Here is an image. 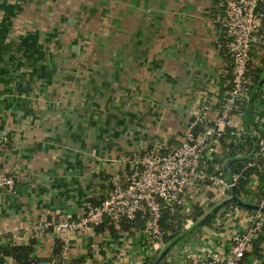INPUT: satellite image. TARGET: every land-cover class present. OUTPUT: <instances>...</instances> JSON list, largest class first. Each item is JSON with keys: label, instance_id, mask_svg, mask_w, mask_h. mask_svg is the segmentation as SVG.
Instances as JSON below:
<instances>
[{"label": "crops", "instance_id": "obj_1", "mask_svg": "<svg viewBox=\"0 0 264 264\" xmlns=\"http://www.w3.org/2000/svg\"><path fill=\"white\" fill-rule=\"evenodd\" d=\"M222 6L219 0H0V143L8 139L0 171L16 179L15 193L0 192V264H18L2 251L21 245H32L37 264L50 261L59 235L50 229L34 238L32 226L81 218L88 203L107 197L112 177L128 173L127 160L158 142L179 146L206 101L212 103L207 119L215 120L231 84ZM260 30L252 68L264 67ZM259 84L250 108L235 116L237 137L256 142L264 137V79ZM227 152L217 143L205 166L216 157L220 169ZM259 185L254 176L252 195L239 199L256 204ZM233 196L197 186L175 222L180 237L169 251L167 244L153 246L142 213L134 223L106 220L72 235L70 262L190 264L226 252L253 211L232 203ZM248 264L264 260L251 257Z\"/></svg>", "mask_w": 264, "mask_h": 264}, {"label": "built area", "instance_id": "obj_2", "mask_svg": "<svg viewBox=\"0 0 264 264\" xmlns=\"http://www.w3.org/2000/svg\"><path fill=\"white\" fill-rule=\"evenodd\" d=\"M224 8L221 26L226 31L225 42L221 44L231 57L233 65L232 89L218 103L215 120L209 121L207 113L212 103L206 101L202 112L190 123L184 140L177 147L164 143H155L131 160L128 173L120 178H111L112 188L107 197L99 204L88 203L85 214L75 219L67 216L57 223L43 221L30 229L34 238L40 237L52 229L59 235L62 253L59 258H52L42 264H56L59 261L70 263L71 237L78 232L94 231L109 220L120 223L123 220L133 222L139 214H147L149 221L146 231L154 247L163 248L165 232L161 227L162 210L165 207H183L188 196L199 185L208 184L215 187L222 196L229 195L236 187L239 174L230 179L222 174L208 172L203 167L205 156L220 142L226 129H236L235 116L240 110L239 102L247 98L252 80L249 75L253 44L257 37L264 13L259 11L260 0H220ZM237 114V115H236ZM208 125L200 134L195 129ZM234 134H238L237 132ZM8 139L0 143L5 151ZM258 155L264 156V137L257 140ZM249 166H256L251 162ZM14 176L0 171V192L15 193ZM246 217V229L242 234H234L228 251H212L204 259H194L190 264H240L244 255L253 248L254 242L264 234V198ZM1 238V234H0ZM161 251V250H160Z\"/></svg>", "mask_w": 264, "mask_h": 264}, {"label": "trees", "instance_id": "obj_3", "mask_svg": "<svg viewBox=\"0 0 264 264\" xmlns=\"http://www.w3.org/2000/svg\"><path fill=\"white\" fill-rule=\"evenodd\" d=\"M220 2V0H219ZM223 8V6H222ZM259 11L264 13V0H260ZM224 10V8H223ZM224 15V12H223ZM222 15V16H223ZM264 26V19L262 21L260 29ZM222 27V26H221ZM223 29V35L224 38L222 39L223 43L225 42V36L226 31ZM259 29V32L261 30ZM224 50V53L226 52L227 57H229V60L231 62V57L228 54V52ZM264 62V58H263ZM251 63V62H250ZM230 72V87L227 91V93L232 89V80H233V65L229 67ZM249 75L252 80V85L250 88V92L247 96V98L243 99L241 102H239L240 110L237 112V114H242L243 109L250 108V102H251V91L252 86H258L259 83L264 79V67L262 68H252L250 64L249 69ZM226 93V94H227ZM225 94V95H226ZM224 95V96H225ZM223 96V97H224ZM220 98V101L222 98ZM219 107V106H218ZM208 125H200L198 126L194 131L196 134H200L204 131V128ZM236 129H226L225 134L220 139V144L224 145L225 149L228 150L227 154L224 156V166L217 170L215 167L216 164H220L221 160L220 158L214 157V160L212 162V166L206 167L205 166V160L203 162V167L210 173L215 174H222L225 178L232 177L234 174H239L240 179L238 180V183L236 187L233 189L232 193L234 196H236L238 199L245 195V197H250L252 195L251 190L249 189V186L251 185L252 178L254 176L258 177L260 180V185L257 192V198L258 200L264 198V156L258 155V151H254L255 145L257 144L256 141L252 137H247L242 134L240 137H237ZM240 155V157H238ZM251 162H255L256 166H249ZM206 185H209L206 184ZM233 203V202H232ZM235 205V204H233ZM144 215V214H143ZM142 214H139L135 221L139 217H141ZM182 207L174 206V207H165L162 210V217H161V227L163 231L165 232L164 241L167 244L166 250L169 251L176 241L179 240L180 235L178 234V226L177 223L175 224L176 220L179 217H182ZM198 214H194L195 220H197ZM144 221L146 220L147 223L149 221L148 215H144ZM212 220V219H211ZM211 220H208L206 223H210ZM126 221V220H123ZM122 221V222H123ZM126 221L128 223H134ZM102 226V225H101ZM177 227V228H176ZM198 227V226H197ZM170 233H175L171 234ZM33 247L32 245H21V246H8L3 249V254L9 257H12L18 264H37V261H34L33 259ZM62 253V245L59 242H57L54 256L56 258L61 257ZM251 257H257V259L264 260V234L260 236L253 244V248L251 252H247L240 264H248L250 263ZM56 264H64L62 261L56 263Z\"/></svg>", "mask_w": 264, "mask_h": 264}, {"label": "water", "instance_id": "obj_4", "mask_svg": "<svg viewBox=\"0 0 264 264\" xmlns=\"http://www.w3.org/2000/svg\"><path fill=\"white\" fill-rule=\"evenodd\" d=\"M254 151H256V148L254 149ZM232 202H234L235 204H238L240 206H244V207H247V208H250V209H258L256 206H253V205H250L244 201H241L240 199H238L236 196H233L232 198ZM263 213H264V210H263ZM263 218H264V214H263ZM69 264H76L75 260H73L72 262H70Z\"/></svg>", "mask_w": 264, "mask_h": 264}]
</instances>
